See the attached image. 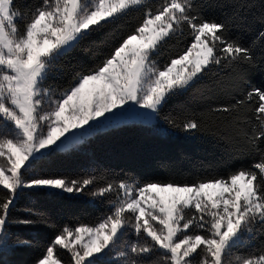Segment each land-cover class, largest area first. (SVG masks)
I'll use <instances>...</instances> for the list:
<instances>
[{
    "label": "snow or ice",
    "instance_id": "obj_1",
    "mask_svg": "<svg viewBox=\"0 0 264 264\" xmlns=\"http://www.w3.org/2000/svg\"><path fill=\"white\" fill-rule=\"evenodd\" d=\"M217 6L220 0L155 7L150 0H0V253L32 246L13 226L55 228L47 214L13 216L28 190L110 205L95 223L62 225L34 264H264V241L253 246L264 237V86L252 80L254 69L264 71V48L260 62L253 55L264 31L248 46L232 36L250 27L241 12L255 0L220 22L204 16ZM134 13H142L139 23L113 37L92 67L79 64L66 87L45 86L62 59L85 43L102 52L96 45L108 43L105 33ZM252 23L264 25V9ZM185 36L190 42L161 65V48ZM205 77L230 101L206 115L233 129L235 154L247 165L191 183L52 172L57 157L103 130L156 122L170 99ZM164 119L185 133L202 128L194 115Z\"/></svg>",
    "mask_w": 264,
    "mask_h": 264
},
{
    "label": "trees",
    "instance_id": "obj_2",
    "mask_svg": "<svg viewBox=\"0 0 264 264\" xmlns=\"http://www.w3.org/2000/svg\"><path fill=\"white\" fill-rule=\"evenodd\" d=\"M24 2V0H18ZM32 2V0H28ZM162 0H150L155 7ZM243 0H220V6L208 8L204 16L217 22L223 21ZM256 7L250 11L245 9L241 15L247 18L249 28L241 32H232L233 37L240 39L244 46L264 31V25L253 24V16L264 9V0H255ZM142 18V13H134L120 22L116 28L109 29L106 45L97 43L95 49L82 44L70 57L62 59L51 71L46 85L54 88L66 87L79 64L92 67L99 57L106 54L114 39L134 29ZM99 40V37H94ZM190 37L172 39L161 48L157 61L163 65L169 58L178 53L190 42ZM264 41H258L254 46L253 55L260 62L261 49ZM253 83L264 86V71L253 70ZM213 91L209 92L208 87ZM230 103L224 93L216 89L212 79L205 77L200 84L188 92L170 99L162 108L158 120L152 124L127 123L117 128L103 130L88 139L72 154H61L51 166L56 174L80 176L95 175L107 179H135L139 182L151 180H175L180 183H191L209 176L226 175L241 165H247L248 160L235 154V146L231 142L233 129L223 120L206 115L209 106ZM194 115L202 122L198 133H185L170 127L165 117L182 122L185 117ZM166 130V131H165ZM103 184L104 180L98 181ZM114 198V197H113ZM110 205L105 199L93 200L88 196L71 197L54 201L43 195L30 194L28 190L21 193L16 201L13 216L16 218H35L31 213L47 214L55 228L45 226H13L11 231L32 242L29 248L0 253V264H34L45 247L54 238L56 231L64 224L75 226L77 222L95 223L109 210ZM264 237L253 242L258 246ZM63 252L64 250L60 249ZM247 251V249H245ZM67 256V254H65Z\"/></svg>",
    "mask_w": 264,
    "mask_h": 264
},
{
    "label": "rangeland",
    "instance_id": "obj_3",
    "mask_svg": "<svg viewBox=\"0 0 264 264\" xmlns=\"http://www.w3.org/2000/svg\"><path fill=\"white\" fill-rule=\"evenodd\" d=\"M131 123H141V122H131ZM142 124H145V123H142ZM145 125H149V124H145Z\"/></svg>",
    "mask_w": 264,
    "mask_h": 264
}]
</instances>
